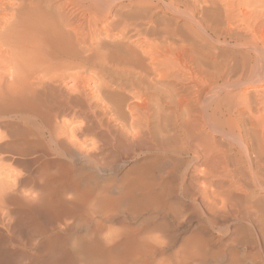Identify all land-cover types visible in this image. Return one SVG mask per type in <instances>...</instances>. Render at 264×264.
Listing matches in <instances>:
<instances>
[{
    "label": "bare ground",
    "instance_id": "1",
    "mask_svg": "<svg viewBox=\"0 0 264 264\" xmlns=\"http://www.w3.org/2000/svg\"><path fill=\"white\" fill-rule=\"evenodd\" d=\"M108 3L0 0V264H264V201L233 194L264 190V95L237 107L227 86L178 110L175 61L130 43ZM247 5L246 82L264 85V0ZM166 153L188 157V200L163 184Z\"/></svg>",
    "mask_w": 264,
    "mask_h": 264
},
{
    "label": "rangeland",
    "instance_id": "2",
    "mask_svg": "<svg viewBox=\"0 0 264 264\" xmlns=\"http://www.w3.org/2000/svg\"><path fill=\"white\" fill-rule=\"evenodd\" d=\"M143 1H146V2H143ZM149 1L151 2V4ZM218 1H220L218 5L220 4L225 5L228 2H234V3L241 2L242 10H243L241 13L242 15L241 14L237 15V11L234 12L235 18L232 21H230L233 23V26L228 21L225 13L222 12L220 9L217 10L216 7L211 6L209 7V10H206L205 7L203 6L204 3L202 2V0L201 2L200 0L199 1L198 0H179V1L177 0V3L176 1L174 3L170 2V0H157V1L156 0H142L143 3L142 2L136 3V0H109V3H108V6L110 4L109 10H108L109 17L110 18L115 17L121 20L123 19L124 21L128 19L127 21H125L127 23H124L123 21L124 26L125 24L126 26L129 24L131 27V29L129 25H128L129 28L127 27L128 31L131 30L130 31L131 33L129 34L133 33L135 35L136 33L137 35V37H133V35H131L132 38L131 37L130 38L133 41H131L130 39L129 40L130 43L131 42L134 43L136 42L135 40L140 39L144 41L147 46L149 45L148 47L152 48L154 52H157V54L158 52H160L162 55L167 54L168 56H170V58L173 61H175L176 65L178 66V70H179L178 71V76L180 77L179 78L180 79L179 89L182 90L179 93V95L180 97H182L183 92L185 91L186 93L189 92V96L187 99L181 98L177 102L176 108L180 111L189 102L194 101L195 104L198 105L199 100L202 96L210 97V95L212 96V94L216 93L215 91H218L221 88L224 89L227 86H228L229 95H235V98H232L231 100L234 102L233 104L237 105V107H241L243 104H240V101H242L248 96L252 100H255L257 98L258 93L264 95V85H260L255 82L251 84V81L246 82L247 80L246 74L249 72V69L254 62L252 61L253 60L252 56L250 55L246 47V41L252 38V32L247 27L244 26L245 24L244 22L248 19L249 15L251 14L252 5H250V8H249V6L247 5L248 0H218ZM176 8L178 10H176ZM110 12L113 14L111 15ZM115 13L116 15H114ZM127 15L129 17L131 16V18L130 19L127 18L128 17ZM106 25H107L106 22L104 21L100 22L99 30L103 34L106 32L105 31ZM120 25L119 27L122 28L123 24H120ZM135 25L137 27L138 26L140 27L142 25L141 27H144V28L142 29L139 28L138 30ZM231 26L233 27L232 28L233 30L231 29ZM132 27H133V31H132ZM134 29L135 30L137 29L136 32H134ZM163 29H166V31ZM171 29L173 30L172 31L173 35H171L172 34L170 31ZM151 30L154 32H152ZM158 30L159 31L162 30L160 32L161 34L166 32V34H168L167 38H165L166 37L165 35L164 36L159 35L160 33ZM138 31H140V34H138L139 33ZM204 31L205 33H203ZM117 33L118 31L115 30V31H112V34H110L111 35L110 39L112 38L113 40H116L114 41V43L118 42L119 40V38L117 37L118 35ZM141 34H142L141 37L138 36ZM162 52L165 54H163ZM179 72L180 73L182 72V73L180 74ZM233 81L236 83L238 82L241 86H238L239 84L237 85L230 84V83H233ZM242 82H244V84ZM227 97L228 95L224 96L220 102L224 104L227 101L226 99ZM253 107H252L253 111H256V106L253 105ZM237 115L236 113H233L232 117L234 118V120L239 119V116ZM215 137L217 140L225 141V138L222 136V134L215 135ZM161 157L163 158H159L157 162L161 161L160 164H162L163 167L159 163H158L159 166L157 164L156 165H157V168L163 172L162 173L160 171L161 174L164 175L162 176L163 177L162 180L164 179L163 184L167 185L168 183H171V181L172 182L174 181L172 183V186L173 185L177 186V187L176 186L173 187V188L176 187L175 188L176 192H178V195L177 193L176 195L180 197L179 199L181 200L184 198L188 200L187 197L183 198L182 196L183 195L182 190L184 189V185L186 183L190 184L191 182L190 179H188L187 177L186 179L184 177L186 174L185 172H186L187 166H185L186 164L183 162V160L187 159L188 157L185 154H181V153H176V154L166 153L162 155ZM128 162H129V165L127 167H131L130 166L131 163H132V166H134L135 164L139 162V158L133 157ZM172 164H173V168H176V169L172 168ZM261 164L259 165L261 166L262 169H264V161ZM259 165L258 167H260ZM170 168L173 170H171ZM261 168H258V169H261ZM166 170L167 171L171 170V173H173L174 175L171 173H167ZM174 170L176 171L174 172ZM178 173L179 174L182 173V175L181 174L179 175ZM165 174H167V176ZM172 175L174 176V178H172L173 177ZM175 176L177 177L183 176V177H181V180H180L179 177L177 178ZM175 178L179 179V181H176ZM167 180L169 182L166 183L165 181ZM167 186H171V185L168 184ZM177 188H180V189H177ZM251 189L250 188L247 189L250 191V192L247 191L249 192V193L246 192L247 194L242 193V195H240L241 189L240 190L238 189L239 191L236 190L240 194L239 193L235 194L236 193L235 191L233 192V194L236 195V197L240 196L238 198L239 200H242L244 197H245L244 200L246 199V197L250 198V199L247 198L248 201L245 200L249 204L250 202L251 203L254 202V199H258L259 195H260L261 200L264 201V190H262L261 188H257V187L256 188L252 187ZM253 190L255 191V193H253L254 192ZM242 192H245V190L243 189ZM233 194L232 193L230 194L231 196L230 198L234 197ZM245 194L247 196H245ZM248 194L253 197H249ZM257 210L258 209H256V212ZM244 211H246V209L241 208V212H243V214H244ZM253 212L254 214L257 215L255 211ZM260 213L261 212H259V214ZM238 250H240L239 252L244 251L243 247L241 246L238 247ZM242 259H245V261L247 260V258L246 257L244 258V256H242ZM248 259L250 260L251 263H253L252 262L253 260H251L250 258ZM245 261H244V264H248L249 261L247 260V263H245Z\"/></svg>",
    "mask_w": 264,
    "mask_h": 264
}]
</instances>
